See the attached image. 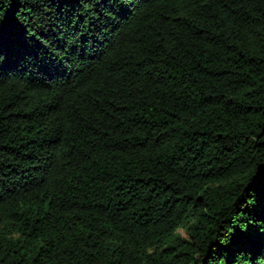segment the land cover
I'll use <instances>...</instances> for the list:
<instances>
[{
    "label": "trees",
    "instance_id": "obj_1",
    "mask_svg": "<svg viewBox=\"0 0 264 264\" xmlns=\"http://www.w3.org/2000/svg\"><path fill=\"white\" fill-rule=\"evenodd\" d=\"M0 264H264V0H0Z\"/></svg>",
    "mask_w": 264,
    "mask_h": 264
}]
</instances>
